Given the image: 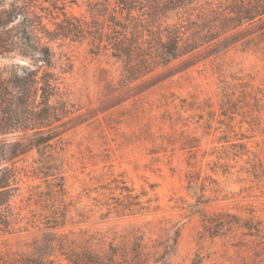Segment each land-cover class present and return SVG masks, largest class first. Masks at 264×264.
Masks as SVG:
<instances>
[{"label": "rangeland", "instance_id": "374dc122", "mask_svg": "<svg viewBox=\"0 0 264 264\" xmlns=\"http://www.w3.org/2000/svg\"><path fill=\"white\" fill-rule=\"evenodd\" d=\"M38 1L50 31L66 18L91 26L88 0L59 9ZM262 24L242 28L219 54L185 57L135 83L110 52L94 53L90 38L50 44L72 113L56 149L70 204L62 236L93 237L104 249L142 237L143 264H264ZM18 63L27 64L0 57V71L22 73ZM38 158L30 151L16 162L31 175ZM23 181L22 197L31 185L47 189ZM22 217L15 233L0 235V258L33 251L39 232L28 209Z\"/></svg>", "mask_w": 264, "mask_h": 264}, {"label": "trees", "instance_id": "16d2710c", "mask_svg": "<svg viewBox=\"0 0 264 264\" xmlns=\"http://www.w3.org/2000/svg\"><path fill=\"white\" fill-rule=\"evenodd\" d=\"M65 1L44 0L53 9ZM88 1L91 26L66 18L50 31L43 15L49 8L39 7L38 0H0V57L27 62L18 63L22 73L10 78L0 71V235L15 233L26 220L24 209L39 232L31 253L4 256L0 264H64L58 254L66 264H143L149 259L142 237L123 249H104L93 237L79 244L59 233L67 225L70 204L56 149L72 113L54 71L51 43L59 37L90 38L94 53L110 52L122 64L124 81L135 83L185 57L219 54L238 42L235 34L242 28L264 25V0ZM30 151L39 157L31 175L16 162ZM24 178L41 180L47 189L31 185L22 197ZM20 197L26 205L17 211Z\"/></svg>", "mask_w": 264, "mask_h": 264}]
</instances>
